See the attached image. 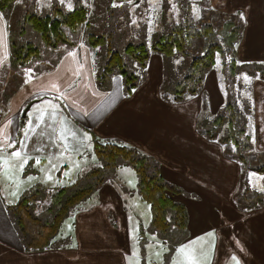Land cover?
Returning a JSON list of instances; mask_svg holds the SVG:
<instances>
[{"label": "crops", "instance_id": "obj_1", "mask_svg": "<svg viewBox=\"0 0 264 264\" xmlns=\"http://www.w3.org/2000/svg\"><path fill=\"white\" fill-rule=\"evenodd\" d=\"M248 1L209 0L218 12L241 17L243 34L233 56L241 63L264 61V12L244 13L245 6L240 4ZM10 31L7 14L0 11V77L5 76L4 82L10 84L8 80L18 76L15 82L20 87L9 97L8 113L0 128L10 120L12 123L6 131L12 138L17 136L27 104L40 98L42 103L33 112L39 122L32 126L35 133L31 153L47 155L56 151L57 155L48 156L58 157L60 149L68 143L76 147L77 141L82 140L84 145H93L95 139L138 147L158 161L165 180L182 190L175 200L186 207L187 236L177 243L172 260L179 252L182 258L179 264H236L237 261L264 264V191L261 190L264 173L249 172L244 183L241 163L227 155L226 146L210 138L200 127L205 120L211 121L219 114L208 86L210 77L218 84L216 70L206 73L201 91L174 101L162 94L165 60L162 68V60L158 58L161 54L152 52L149 60L157 57L154 63L161 61L159 76L154 81L146 73L134 91L127 93L121 75L114 77L112 87L101 88L94 52L84 40L62 44L53 61L37 62L21 70L15 68L10 60ZM42 64L47 70L41 69ZM32 67V73L23 77ZM2 88L9 89L5 84ZM44 99L50 104L43 106ZM249 100V125L242 122L251 137L253 151L264 154L263 78H254ZM223 101L220 92L221 104ZM179 108L185 113L178 112ZM29 112L30 109L26 115ZM9 144L10 140L0 135V148ZM42 156L41 172L45 170L47 175H53L54 161L49 165L47 156ZM65 163L59 165L56 178L59 171L65 170ZM115 180L103 183L89 198L91 206L75 216L74 231L80 228L88 235L78 236V241H74L76 236H65L63 232L57 237L60 245L43 251L24 249L0 188V264H139L131 261L137 234L134 230L138 226L137 200L123 193L124 187ZM138 195L142 199L139 191Z\"/></svg>", "mask_w": 264, "mask_h": 264}, {"label": "rangeland", "instance_id": "obj_2", "mask_svg": "<svg viewBox=\"0 0 264 264\" xmlns=\"http://www.w3.org/2000/svg\"><path fill=\"white\" fill-rule=\"evenodd\" d=\"M79 2L89 10V24L82 30L81 35H71V40L77 41L84 39L87 33L106 37V44L97 47L91 46L94 52L97 73L99 74L101 72V75L103 74L104 64L110 58V53L119 51L123 54L127 67L131 72L134 71L138 73L140 77L149 73V77H152V80L155 81V78L159 76L161 61L156 64L154 61L157 57H152L148 65L142 68L138 62L136 63L130 56L126 55L124 50L127 46L131 44H145L148 48H151L157 39L169 33L176 25L186 20H191L197 25L203 21H221L217 14L221 12L212 8L209 0H131V2H129V0H64L63 3L61 0H22L17 6L18 8L7 12L9 27L17 32L15 42H17L19 46L25 45L27 42L31 41L36 45L40 42L38 34L34 30H31V28L25 26L26 32L23 33L22 31V26L24 24H20V22L23 19L22 16L27 7L37 15H46V13L51 12L55 5L60 6L65 12H71ZM240 5L245 6L247 12L244 10L243 12L246 14L264 12V0H249L245 2V4L242 3ZM224 14L229 16L232 15L227 13ZM243 15L241 16L243 17ZM238 18L241 23V17ZM237 47L238 45H236V48ZM193 51L195 53L183 55L182 58L175 60V66L178 70H181L183 67L185 69L190 62L192 63L195 56L200 53V49H197L196 46L193 48ZM57 56L58 51L54 55H51V52L48 51L42 55V58L45 59L46 57V62H50L57 59ZM158 58L162 60V68H164L163 56L159 55ZM233 58V54L227 52L217 55L216 64L212 69L216 70V80L218 78L219 82L215 84L214 77H210L208 81L209 91L216 112L219 111V113H222L224 107L231 104L233 106L232 110L237 112L238 118L246 122V126H248L250 120L249 96L254 90V78L261 77L260 72L252 70L250 66L254 64H264V61H248L247 63H241L236 61L233 62ZM10 60H12V55ZM43 65L45 64H42L41 69L47 70V67ZM33 70L34 67L27 69L26 72L23 73V77H26L25 73L30 74ZM116 75L119 74H115L107 82H102L101 88H104V86H111ZM17 79H19L18 76L10 78L8 80L10 84H8L4 82L6 81L5 76L0 77V122L5 120L6 113H8L6 106L8 105L12 91H17L20 88L15 82ZM171 80L167 81V85L163 86L162 94L166 91L170 92L169 90L173 89ZM4 84L9 87L7 91H4V88H2ZM220 92H222L224 96L223 104L220 102ZM188 94L189 93L186 94L187 97ZM170 96L171 95L167 97ZM40 101L41 99L38 98L27 104L22 114V123L17 136L10 140L11 144L0 148V157L4 158L3 161H0V188L4 197L7 198L10 209H13L15 203L22 198L31 196L33 193L35 194L36 190L39 189H42L40 190L42 195L39 198L40 204H38V210L43 209L51 201L52 195L57 190L62 187H72L79 184V182L93 171L100 162L95 152L94 144L84 145L82 144V140L79 142L77 141V145L75 144L76 147H72L70 143L66 144V147L64 146L60 149L58 157L48 156L57 155L56 151H53L51 154L48 153L47 155L43 153L38 155L31 153V143L35 133L32 132V126L34 122H39L38 119L35 118V113L33 112L42 103ZM34 104L36 106L32 108ZM49 104V100L44 99L43 106ZM29 109L30 112L26 115L25 112L27 113ZM232 110L229 109L228 118L232 116ZM178 112L185 113L184 109L180 108ZM235 118L239 121L237 117ZM29 121H32V124H29ZM51 121L52 123L54 122V120ZM237 121H235V123L238 125ZM42 122L40 124H42ZM209 126L204 124L200 127L203 132H208ZM38 138L39 136H37V139ZM17 150L22 153L21 157H14L11 155L12 152ZM41 156H47L46 159L49 165L51 161H54L53 171L56 169V172H54L53 175H47L45 170L41 172L43 164V162H40ZM41 161H43V159ZM63 161H66L65 170L59 171V177L57 175L56 178L59 165H61ZM21 165H23V167H21ZM37 169L38 172H35ZM45 175L46 179L43 178ZM49 176L51 179L48 178ZM114 180L119 183L120 187H124L123 193H128V196L131 194V197L137 200L138 226H136L134 230L137 234L133 240L134 256L131 258V261H138L139 264H169L172 261L175 264H179V262L182 261L179 252L175 254L173 260L171 257L173 252L178 248L176 245L181 235L179 233L176 235L158 233L153 229L150 205L148 202L138 197V176L134 168L130 165L121 167L117 171ZM91 201L92 200L87 199L71 210L63 220L57 237L65 232V236L71 234L76 236L74 241H78V236L89 234L80 228L74 231L76 226L74 220L79 212L91 206ZM57 240L58 238H55L54 244L58 245L60 241ZM178 250L184 251L185 249L179 248Z\"/></svg>", "mask_w": 264, "mask_h": 264}, {"label": "trees", "instance_id": "obj_3", "mask_svg": "<svg viewBox=\"0 0 264 264\" xmlns=\"http://www.w3.org/2000/svg\"><path fill=\"white\" fill-rule=\"evenodd\" d=\"M18 1L0 0V11L8 15L7 12L11 11ZM217 14L221 21H203L197 25L191 20H186L176 25L169 33L162 35L151 48L145 44H131L124 51L142 68L147 66L152 52L161 54L165 60L166 70L163 86L171 79L173 84V89L164 92L163 96L174 101L184 100L187 93L191 95L203 89L205 73L215 66L218 54L227 52L234 56L236 53V45L242 36L240 20L236 15ZM22 17L20 24H24L23 33L26 32L25 26L31 28L38 34L40 42L36 45L31 41L19 46L15 42L17 32L11 29V64L19 70L46 61V57L42 58L45 52L50 51L51 55H54L65 43L74 44L84 40L95 47L106 44L105 36H96L93 33H87L86 38L84 36L81 40H71V35H81L82 30L89 24V10L80 2L71 12H65L60 6L55 5L46 15H37L32 10H26ZM195 46L200 49V53L185 69L183 67L178 70L175 60L182 58L183 55L195 53L193 51ZM109 57L104 64L103 74L101 75V72L98 74L99 85L119 74L129 93L140 83V75L131 72L121 52H111ZM250 67L260 72L261 78L264 79V64H254ZM169 95L171 96L167 97ZM229 109H233L231 104L226 105L223 112L211 121L205 120L203 125H210L209 131L205 133L223 143L227 155L241 163L244 183H247L249 172L264 173L262 159L264 154L253 151L251 137L246 132L245 124L238 118L236 111L232 110V116L228 118ZM94 149L100 160L99 164L79 184L57 190L43 209L38 210L42 189L22 198L15 203L13 209L7 206L25 250L43 251L55 247L57 244H54V241L60 226L71 210L89 199L103 183L113 180L117 171L127 165L134 168L138 176L139 194L150 205L153 229L158 233L172 235L179 233L181 235L179 241L187 236L188 213L185 205L175 200V195L180 194L182 190L164 179L156 159L136 146L116 140L95 139Z\"/></svg>", "mask_w": 264, "mask_h": 264}, {"label": "snow or ice", "instance_id": "obj_4", "mask_svg": "<svg viewBox=\"0 0 264 264\" xmlns=\"http://www.w3.org/2000/svg\"><path fill=\"white\" fill-rule=\"evenodd\" d=\"M61 2L63 3L64 0H61ZM129 2H131V0H129ZM53 87H57V85H53ZM42 118L43 117L41 116V119ZM11 123L12 122L9 120L7 122V124H5L3 126V128H0V135H3L5 140H11L12 139L11 135L6 131L8 129V127L10 126ZM28 123L29 124H32V121H29ZM11 155L14 156V157H21L22 153L19 150H17V151L12 152ZM3 160H4V158L3 157H0V161H3ZM21 167H23V165H21ZM48 178L51 179L50 176ZM261 190L264 191V189H261ZM213 235H214V233H209V236H213ZM236 264H239V261H237Z\"/></svg>", "mask_w": 264, "mask_h": 264}, {"label": "water", "instance_id": "obj_5", "mask_svg": "<svg viewBox=\"0 0 264 264\" xmlns=\"http://www.w3.org/2000/svg\"><path fill=\"white\" fill-rule=\"evenodd\" d=\"M25 114H27V113L25 112Z\"/></svg>", "mask_w": 264, "mask_h": 264}]
</instances>
